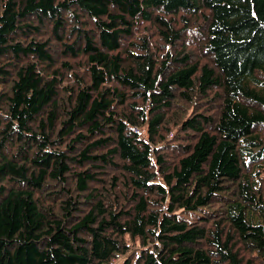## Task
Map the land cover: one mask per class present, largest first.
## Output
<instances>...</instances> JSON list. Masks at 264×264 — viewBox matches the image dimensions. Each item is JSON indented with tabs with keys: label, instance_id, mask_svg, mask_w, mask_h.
Returning <instances> with one entry per match:
<instances>
[{
	"label": "trees",
	"instance_id": "16d2710c",
	"mask_svg": "<svg viewBox=\"0 0 264 264\" xmlns=\"http://www.w3.org/2000/svg\"><path fill=\"white\" fill-rule=\"evenodd\" d=\"M120 255L264 264V0H0V264Z\"/></svg>",
	"mask_w": 264,
	"mask_h": 264
},
{
	"label": "rangeland",
	"instance_id": "374dc122",
	"mask_svg": "<svg viewBox=\"0 0 264 264\" xmlns=\"http://www.w3.org/2000/svg\"><path fill=\"white\" fill-rule=\"evenodd\" d=\"M70 22H71V21H70ZM59 46H60V45H58V44H57V45H55V44L53 45L54 49L57 50V51H58V49H59ZM191 110H192V109H191ZM200 112H201V111H200ZM173 114H174V113H173ZM173 114H171V117H172ZM186 217H187V218H192L191 215H187ZM124 259H125L124 255H120L116 260H113V264H121V263L123 262Z\"/></svg>",
	"mask_w": 264,
	"mask_h": 264
}]
</instances>
